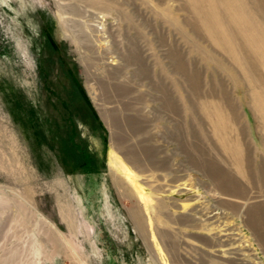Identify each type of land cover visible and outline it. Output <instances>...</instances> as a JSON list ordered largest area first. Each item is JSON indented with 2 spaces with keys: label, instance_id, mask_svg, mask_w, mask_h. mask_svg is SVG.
Segmentation results:
<instances>
[{
  "label": "rangeland",
  "instance_id": "rangeland-1",
  "mask_svg": "<svg viewBox=\"0 0 264 264\" xmlns=\"http://www.w3.org/2000/svg\"><path fill=\"white\" fill-rule=\"evenodd\" d=\"M184 4L0 0V264H264L263 126L241 85L244 177L201 115L192 134L189 87L166 56L200 64L209 87L188 40L212 50ZM144 146L171 176L129 162ZM207 160L239 181L240 198L220 192Z\"/></svg>",
  "mask_w": 264,
  "mask_h": 264
},
{
  "label": "bare ground",
  "instance_id": "bare-ground-1",
  "mask_svg": "<svg viewBox=\"0 0 264 264\" xmlns=\"http://www.w3.org/2000/svg\"><path fill=\"white\" fill-rule=\"evenodd\" d=\"M183 1L185 10H188L189 14L195 19V24L190 25L191 32L199 39L207 38L210 40L212 50L209 51L210 53L201 51L194 40H188V43L193 45L194 52L203 55L201 62L206 69L205 75L208 77L209 87L202 85L204 75L200 64L195 62L193 68L190 69V65L185 62V57L176 50L173 52L170 49V54L166 56L175 62L176 74L181 76L189 87L187 112L192 114L191 117H193L191 119L192 134L195 132L194 117L201 115L205 126L207 125L221 150H225L230 156L229 160L233 164L230 163L234 166L233 169L237 176L244 177L246 175L243 173L245 169L242 158L243 146L239 139L243 128L239 127L241 117L235 93L240 90L242 85L244 94L249 99V105L258 116L264 131V0ZM185 24L189 26L187 23ZM133 59L139 62L138 67H140V71L146 79L149 74L146 60L142 55L134 56ZM204 87L207 88V91ZM157 91L163 94L162 101L165 102V107L170 112H179L177 101L172 97L173 94L166 90L165 85L160 86ZM146 121L144 118L140 119L143 124ZM133 124L135 126V123ZM140 148V152L130 149L127 153L129 162L138 164L137 170L141 173H146L149 170L162 171L166 173V176L172 175L169 159L160 161L156 159L153 162L152 157L156 156L159 151L155 155L156 150L145 146ZM192 148V150L197 149L195 145ZM192 158L194 159V157ZM111 161L118 166L121 165L114 154L111 155ZM246 162L250 164L248 159H246ZM218 169V171H214L211 162L207 160L203 172L218 183V189L221 193L229 197L240 198L244 190L238 184L239 181L229 175L224 168ZM250 169L251 165L250 168H247V177L254 182V175ZM261 176L264 183L263 164ZM161 179L160 177L159 180ZM123 188H126V186H123ZM126 192L128 190H125V195ZM134 216L138 227L143 231L142 223L144 221L141 213L137 212Z\"/></svg>",
  "mask_w": 264,
  "mask_h": 264
},
{
  "label": "trees",
  "instance_id": "trees-1",
  "mask_svg": "<svg viewBox=\"0 0 264 264\" xmlns=\"http://www.w3.org/2000/svg\"><path fill=\"white\" fill-rule=\"evenodd\" d=\"M82 97H83V93H81Z\"/></svg>",
  "mask_w": 264,
  "mask_h": 264
}]
</instances>
